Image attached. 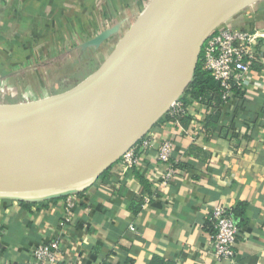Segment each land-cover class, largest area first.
<instances>
[{
    "label": "crops",
    "instance_id": "1",
    "mask_svg": "<svg viewBox=\"0 0 264 264\" xmlns=\"http://www.w3.org/2000/svg\"><path fill=\"white\" fill-rule=\"evenodd\" d=\"M14 1L20 0H0V9ZM8 20L7 25L18 23ZM231 21L264 29V5L256 2ZM260 47L242 98L221 105L217 128L206 125L211 108L185 89L179 97L190 104L188 124L160 121L162 115L142 138L149 145L141 164L128 169L120 160L113 163L75 193L69 220L67 195L0 194V260L26 264L34 245L57 241V264H151L153 257L167 264H264V40ZM3 67L0 63V77ZM5 84L11 86L0 82ZM7 93H0V104H11ZM25 100L32 101L26 95ZM165 137L173 141L175 171L162 182L166 169L157 149ZM215 205L230 207L236 221L231 261L214 254L207 217Z\"/></svg>",
    "mask_w": 264,
    "mask_h": 264
},
{
    "label": "water",
    "instance_id": "2",
    "mask_svg": "<svg viewBox=\"0 0 264 264\" xmlns=\"http://www.w3.org/2000/svg\"><path fill=\"white\" fill-rule=\"evenodd\" d=\"M259 0H194L183 8L167 28L148 42L161 61L151 65L141 62L107 61L98 70L61 94L30 102L0 104V113L13 116V124L24 123L37 115L43 120L0 147V194H38L41 198L70 195L83 190L106 171L169 109L192 80L204 41L221 23ZM103 35L86 45H96ZM84 45V46H86ZM180 76L184 84L175 93L170 88ZM137 88L147 92L121 135L99 153L88 171L67 181L36 183L32 175L46 170L42 153L56 129L91 95L102 89L118 92Z\"/></svg>",
    "mask_w": 264,
    "mask_h": 264
},
{
    "label": "rangeland",
    "instance_id": "3",
    "mask_svg": "<svg viewBox=\"0 0 264 264\" xmlns=\"http://www.w3.org/2000/svg\"><path fill=\"white\" fill-rule=\"evenodd\" d=\"M153 2L20 0L8 6L4 3L0 9L3 22L0 63L4 65L0 82L6 81L11 86H0V93L8 91L12 104L25 102V95L35 101L72 89L108 61L119 41L140 22ZM257 2L264 5V0ZM11 5L16 7L11 10ZM43 5L45 9L40 7ZM8 19L18 23L7 25ZM98 35H103L98 44L86 45ZM5 52L13 53L14 57L7 58Z\"/></svg>",
    "mask_w": 264,
    "mask_h": 264
},
{
    "label": "bare ground",
    "instance_id": "4",
    "mask_svg": "<svg viewBox=\"0 0 264 264\" xmlns=\"http://www.w3.org/2000/svg\"><path fill=\"white\" fill-rule=\"evenodd\" d=\"M193 1L154 0L140 22L128 31L123 41H119L108 61L159 64L161 58L157 51L149 49L148 42L165 30ZM184 79L180 76L174 81L170 94L181 88ZM147 95L146 91L137 88L113 93L100 89L91 95L52 134L47 144L49 148L42 153L46 170L30 176L31 180L47 183L84 175L96 156L121 135L141 102L149 97ZM43 118V115H37L24 123L13 124L12 115L0 113V147L15 140Z\"/></svg>",
    "mask_w": 264,
    "mask_h": 264
},
{
    "label": "built area",
    "instance_id": "5",
    "mask_svg": "<svg viewBox=\"0 0 264 264\" xmlns=\"http://www.w3.org/2000/svg\"><path fill=\"white\" fill-rule=\"evenodd\" d=\"M264 40V29H244L234 25L231 18L221 23L204 41L199 61L202 62L215 81L221 87V98L229 100L234 91H245L250 82V75L260 61V41ZM190 104H185L181 97L172 101L169 109L164 114L174 123L189 113ZM149 145V140L141 139L130 147L119 159L128 169L141 164V153ZM173 141L165 137L157 149V160L164 164L166 171L161 175V181L165 182L173 176L175 165L171 161ZM75 193L66 198V220H69V212L76 201ZM149 197L143 198L147 203ZM208 227L211 230L210 237L214 246V254L219 260H233L235 257V243L238 228L232 209L225 205L212 206L207 217ZM2 229L0 228V237ZM264 259V248L262 250ZM59 260L58 242L51 241L34 245L31 251V259L26 264H57ZM0 264H10L1 261ZM102 264V263H93Z\"/></svg>",
    "mask_w": 264,
    "mask_h": 264
},
{
    "label": "trees",
    "instance_id": "6",
    "mask_svg": "<svg viewBox=\"0 0 264 264\" xmlns=\"http://www.w3.org/2000/svg\"><path fill=\"white\" fill-rule=\"evenodd\" d=\"M221 93L222 91H221V87L219 83L214 80L211 73L205 69L202 62L199 61L198 59L196 68L193 73L192 80L187 86L184 94L188 95L191 99L198 101L200 104H203L211 108V113L207 116V119H206V125L208 128L218 127V120L220 117L219 109L221 105H223L224 103L232 102L233 99L234 100L237 98L240 99L243 96L242 92L235 90L233 96L229 100L224 101L221 98ZM181 99L186 104V101L184 100L185 97ZM188 114L180 118V122L183 125L188 124L190 120V116ZM165 118L167 119L168 116L164 115V117H162L160 121H162ZM104 176H105V173H104ZM156 260H157V263L159 264H167L164 261L157 259L156 257L152 258L151 264H155Z\"/></svg>",
    "mask_w": 264,
    "mask_h": 264
}]
</instances>
